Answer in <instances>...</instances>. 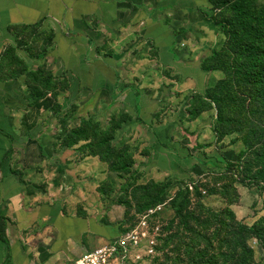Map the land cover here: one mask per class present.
Wrapping results in <instances>:
<instances>
[{
	"label": "crops",
	"instance_id": "crops-1",
	"mask_svg": "<svg viewBox=\"0 0 264 264\" xmlns=\"http://www.w3.org/2000/svg\"><path fill=\"white\" fill-rule=\"evenodd\" d=\"M204 3L0 0V42L13 43L24 64L22 73L0 74V264H68L120 236L113 212L103 219L94 196L72 192L79 174L58 134L66 114L138 119L158 174H187L198 163L173 133L172 104L206 87L205 47L190 38ZM28 35L45 54L37 62L18 52ZM133 59L152 73L130 76ZM39 65L49 88L31 80Z\"/></svg>",
	"mask_w": 264,
	"mask_h": 264
},
{
	"label": "rangeland",
	"instance_id": "rangeland-1",
	"mask_svg": "<svg viewBox=\"0 0 264 264\" xmlns=\"http://www.w3.org/2000/svg\"><path fill=\"white\" fill-rule=\"evenodd\" d=\"M205 3L196 19L200 27L190 38L193 47H205L206 87L172 104L173 133L198 161L189 173L152 171V149L144 146L139 120L126 113L66 114L59 121V139L72 158L66 165L79 174L72 192L94 196L102 216L113 212L120 236L143 233L155 242L151 256L149 241L142 244L139 264H264V193L240 185L239 169L248 159L250 176L260 171L244 141L251 128L264 127V89L256 86L255 73L258 66L264 69V0ZM23 42L25 49L18 52L37 57L33 62L45 56L40 57L37 37L28 35ZM12 44L0 42V74L23 72ZM135 61L125 68L130 76L152 73ZM34 69L32 82L47 88V69ZM229 164L235 167L228 173Z\"/></svg>",
	"mask_w": 264,
	"mask_h": 264
},
{
	"label": "built area",
	"instance_id": "built-area-1",
	"mask_svg": "<svg viewBox=\"0 0 264 264\" xmlns=\"http://www.w3.org/2000/svg\"><path fill=\"white\" fill-rule=\"evenodd\" d=\"M146 226V223L143 224ZM147 234L132 232L121 235L106 245L77 257L68 264H139L144 260L138 252L148 242ZM148 256L154 252V241H149Z\"/></svg>",
	"mask_w": 264,
	"mask_h": 264
},
{
	"label": "trees",
	"instance_id": "trees-1",
	"mask_svg": "<svg viewBox=\"0 0 264 264\" xmlns=\"http://www.w3.org/2000/svg\"><path fill=\"white\" fill-rule=\"evenodd\" d=\"M259 52H263V50ZM255 73L260 75V78L256 81V86L264 89V69L258 66L256 67ZM44 86H47V88L51 87L49 79L45 80ZM31 90L34 92L36 89L31 86ZM263 94L264 91L262 92V95ZM35 95L37 97L42 96L37 93ZM262 124L264 125V122H262ZM244 145L247 148V155L250 154L252 157L257 158V165L260 166V171H258L256 175L250 176L249 172L246 170V167L249 165L248 159H245L246 163L243 164L244 166H239V169L241 170L240 176L242 178L240 180V185L247 189L257 188L264 193V127L262 129H260V127L251 128L249 131V137L245 139ZM199 148L201 149V147H197L195 150L197 151ZM212 165L215 166L214 163H212ZM234 167L235 165L229 164L228 167L225 168V171L229 173ZM180 214L181 213L178 212V215Z\"/></svg>",
	"mask_w": 264,
	"mask_h": 264
}]
</instances>
